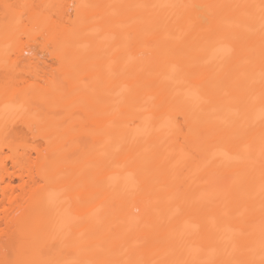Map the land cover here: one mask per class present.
Returning a JSON list of instances; mask_svg holds the SVG:
<instances>
[{"label": "bare ground", "instance_id": "1", "mask_svg": "<svg viewBox=\"0 0 264 264\" xmlns=\"http://www.w3.org/2000/svg\"><path fill=\"white\" fill-rule=\"evenodd\" d=\"M75 1L80 33L91 11L84 9L89 0ZM108 1L98 0L96 11L105 28ZM119 1L112 0L110 12ZM133 3L123 26L95 44L91 84L84 82L92 73L85 54L72 53L65 68L72 84L66 109L106 96L108 107L92 120L105 126L111 152L101 146L83 153L76 171L66 172L60 137L47 138L31 163L24 138L0 126V240L12 237L13 260L21 264H264V0ZM37 17L57 44L73 37L62 18L29 10V21ZM20 45L19 52L28 51ZM102 45L113 59V72L103 78L98 74L109 60L98 58ZM139 51L154 65L136 60ZM1 55L7 62L0 80L15 82L17 65L8 52ZM36 71L33 77L44 76ZM162 74L168 80L158 82ZM53 77H45L46 93L60 99ZM79 82L81 88L73 85ZM150 115L162 120L150 124ZM7 159L18 170V191L2 173ZM75 199L83 205L71 206ZM4 259L0 264H8Z\"/></svg>", "mask_w": 264, "mask_h": 264}, {"label": "rangeland", "instance_id": "2", "mask_svg": "<svg viewBox=\"0 0 264 264\" xmlns=\"http://www.w3.org/2000/svg\"><path fill=\"white\" fill-rule=\"evenodd\" d=\"M39 1L41 0H0V55L8 52L10 57L8 61H13V64L15 63L18 68L17 72H14L18 80H13L15 82H10V80L7 79L0 80V126L2 128L8 127L7 130L3 132L4 134L10 136L14 135L21 139L24 138L30 147V153L32 155V159L30 160L31 163H35V149H42L45 147L47 138L51 136L60 137L62 139L60 150L64 157H68V163L63 170L66 169L64 171L74 173L79 163L80 156L83 153H87L88 155L92 154L94 151L93 149H97L101 146L103 150L109 153L112 151V144L114 143L111 138L105 137V126H97L92 120L94 118L92 117L93 113L100 115L103 113L102 109L108 107L106 96L94 97L89 101L81 103L80 106L73 105L70 109H66L62 105L66 100L65 97L68 95L67 92L70 86H72V84H69L64 79L65 68L70 64L68 61L71 60L70 56L72 53L75 55L80 54V57L85 54L90 62L92 73L84 82L91 84L96 78L97 72V65L95 63L96 54L94 53L95 44L97 42H101V44L104 43V39H106L107 35L109 36V34H107L108 30L111 31L112 35L114 30L121 28L123 26V14L128 13V15H130L131 11L136 7V4L133 3V0H120V5L113 12H110L109 8L112 0L108 1L106 4L108 11L104 15L106 16L107 25L105 28L99 25V17L96 15L98 0H89L88 5H86L84 9H86V11H91V18L88 20L90 26L87 30L84 29L82 32L76 33L74 32V24L79 18L76 17L74 13V7L76 5L75 0H46L45 3L50 1L48 7L46 6L47 4L45 6L40 5L42 1ZM33 8L43 14L45 10L46 14L53 20H60L62 18L66 27L73 32V37L57 44L56 41L49 37V33L45 26L43 27L40 25V21L37 20L38 17L35 18L34 21L28 20V12ZM60 10H62L61 18L58 16L60 14L57 13V11L59 12ZM108 15L111 16L108 18ZM208 20L209 19H206V21ZM18 21L22 23H18ZM20 29L21 31H19ZM5 34L8 35L7 42L3 40ZM132 35L131 37H133ZM207 38V35L204 34L202 43H206ZM17 40L20 42H18L16 49L15 43ZM133 42L132 40L130 50L136 52L139 47ZM237 42L238 41L233 40L232 46L238 45ZM20 43H23L24 46L28 48V51L19 52L21 49L19 48ZM23 44H21L22 47ZM69 48L70 50H68ZM101 48L102 50L98 58L100 59L106 55V58L109 60L107 66L98 74L103 78L109 76L113 72V59L112 52H106L103 45ZM61 52L65 53L62 55L60 54ZM147 57L149 58L150 55L140 51L136 53V60H145V68L154 65V62L145 59ZM2 58L0 57V74L3 78V75L5 76V70H3L4 66L2 67V65L5 64L7 60L4 58L5 60L2 61ZM28 58L30 60H28ZM76 58L78 59V57ZM34 70H37L36 72L44 76L39 78L33 77L32 73ZM51 75L54 76L53 78L56 81H59L61 89L64 92L65 96L60 99L53 93H46L47 81L45 77ZM167 77L168 76H164L163 74L160 75L158 77V82L168 80ZM105 81L111 80L105 79ZM73 85L79 88L81 83L79 82ZM17 89H19V91ZM155 89L158 88L156 87L154 90ZM8 108L11 109V111H7ZM137 110L141 111L142 109ZM105 112L107 113V110ZM130 117V111H125L123 118L128 120ZM177 117L181 119L179 115ZM157 119L161 118L150 115V124ZM27 120H29V123L26 125L24 122L26 123ZM247 129L248 135L254 133L253 127L247 126ZM226 130H228V128L224 127V131ZM95 136L102 138V140L94 142L93 138ZM121 139L123 142L125 141V139ZM236 147L237 143L230 148V151L235 152ZM5 151L7 152L6 149ZM6 162L7 164L2 170V173L12 176L15 179L14 185L18 191V170L11 165L9 159H7ZM102 169L106 171L105 165ZM56 175L60 177L62 173ZM190 193L193 199L195 196H193L192 192ZM262 198L263 196L260 195V199ZM229 202L230 201H227V206ZM71 204L73 207L77 205L81 207L83 205L80 204L78 199L73 200ZM59 210L60 207L58 211ZM7 238L8 237H1L0 253H2L3 256L0 257L6 258V260L4 259L5 263L21 264V262L13 260L14 256L10 249V244L12 242H10V244L8 243V240L12 241V237L10 239ZM55 249L54 251H57ZM70 256H73V254Z\"/></svg>", "mask_w": 264, "mask_h": 264}]
</instances>
